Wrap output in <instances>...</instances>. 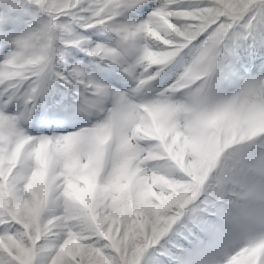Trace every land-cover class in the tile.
<instances>
[{"label":"snow or ice","instance_id":"6c2138e0","mask_svg":"<svg viewBox=\"0 0 264 264\" xmlns=\"http://www.w3.org/2000/svg\"><path fill=\"white\" fill-rule=\"evenodd\" d=\"M0 264H264V0H0Z\"/></svg>","mask_w":264,"mask_h":264}]
</instances>
